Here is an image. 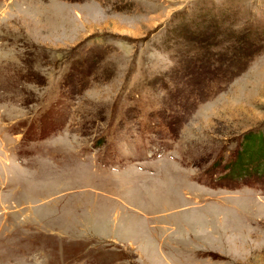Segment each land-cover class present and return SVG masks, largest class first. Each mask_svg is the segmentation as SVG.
Masks as SVG:
<instances>
[{
    "label": "rangeland",
    "instance_id": "rangeland-1",
    "mask_svg": "<svg viewBox=\"0 0 264 264\" xmlns=\"http://www.w3.org/2000/svg\"><path fill=\"white\" fill-rule=\"evenodd\" d=\"M0 264H264V0H0Z\"/></svg>",
    "mask_w": 264,
    "mask_h": 264
}]
</instances>
